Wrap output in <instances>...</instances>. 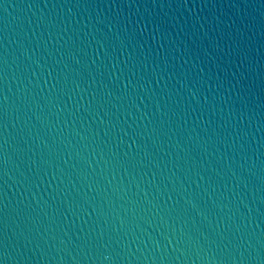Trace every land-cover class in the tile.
I'll return each instance as SVG.
<instances>
[{
	"label": "water",
	"instance_id": "water-1",
	"mask_svg": "<svg viewBox=\"0 0 264 264\" xmlns=\"http://www.w3.org/2000/svg\"><path fill=\"white\" fill-rule=\"evenodd\" d=\"M0 264H264V0H0Z\"/></svg>",
	"mask_w": 264,
	"mask_h": 264
}]
</instances>
